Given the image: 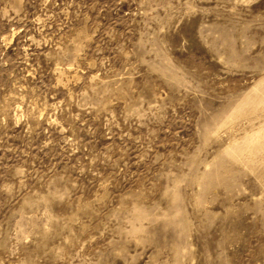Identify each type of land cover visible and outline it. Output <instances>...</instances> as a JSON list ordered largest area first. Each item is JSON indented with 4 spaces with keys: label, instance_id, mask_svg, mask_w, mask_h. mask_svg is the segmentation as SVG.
Wrapping results in <instances>:
<instances>
[{
    "label": "rangeland",
    "instance_id": "rangeland-1",
    "mask_svg": "<svg viewBox=\"0 0 264 264\" xmlns=\"http://www.w3.org/2000/svg\"><path fill=\"white\" fill-rule=\"evenodd\" d=\"M0 264H264V0H0Z\"/></svg>",
    "mask_w": 264,
    "mask_h": 264
}]
</instances>
